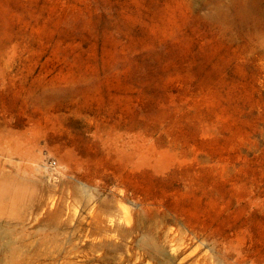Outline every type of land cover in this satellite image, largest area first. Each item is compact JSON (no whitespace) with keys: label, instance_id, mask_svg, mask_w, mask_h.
Here are the masks:
<instances>
[{"label":"rangeland","instance_id":"374dc122","mask_svg":"<svg viewBox=\"0 0 264 264\" xmlns=\"http://www.w3.org/2000/svg\"><path fill=\"white\" fill-rule=\"evenodd\" d=\"M0 264H264V0H0Z\"/></svg>","mask_w":264,"mask_h":264},{"label":"built area","instance_id":"2783aa9c","mask_svg":"<svg viewBox=\"0 0 264 264\" xmlns=\"http://www.w3.org/2000/svg\"><path fill=\"white\" fill-rule=\"evenodd\" d=\"M53 165H54V162H52V164H50L49 166H50V167H51V166L53 167Z\"/></svg>","mask_w":264,"mask_h":264},{"label":"bare ground","instance_id":"6f19581e","mask_svg":"<svg viewBox=\"0 0 264 264\" xmlns=\"http://www.w3.org/2000/svg\"><path fill=\"white\" fill-rule=\"evenodd\" d=\"M153 247V246H152ZM154 251H156V250H154Z\"/></svg>","mask_w":264,"mask_h":264}]
</instances>
